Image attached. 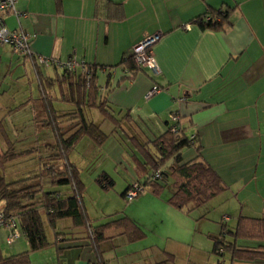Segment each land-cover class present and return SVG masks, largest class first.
<instances>
[{
  "label": "crops",
  "instance_id": "crops-1",
  "mask_svg": "<svg viewBox=\"0 0 264 264\" xmlns=\"http://www.w3.org/2000/svg\"><path fill=\"white\" fill-rule=\"evenodd\" d=\"M97 1L16 0L15 9L24 16L17 19L12 11L3 12L9 29L21 28L32 35L33 53L20 56L10 45L0 44V113L10 108L21 116L26 109L30 116L26 121L11 122L0 117V127L30 123L52 133L41 78L52 80L45 87L46 96L51 98L60 127L69 129L68 134L83 119L107 133L101 143L81 137L69 160L78 168L84 185L83 203L93 225L126 217L144 234L131 240L123 223L109 229L100 246L102 258L109 264H218L220 260L224 264H264V0H110L116 5L106 8ZM224 9L229 13L220 30L201 29L192 22L208 10ZM154 33H161L152 47L158 69L142 68L131 76L120 62L131 55L136 42ZM37 55L46 56L50 64H39ZM70 58L97 66L96 91L78 94L76 85L61 77L63 70L55 63ZM153 84L161 91L146 98ZM3 93L9 95L1 96ZM16 94H22L17 105ZM103 98L115 116L113 121L97 108ZM171 114L179 115V127L186 136L196 137L194 145L182 150L183 161L195 158L207 163L223 189L201 205L189 203L184 208L168 201L174 192L170 182L159 188L146 185L135 199L126 201L122 193L127 186L151 170L159 153L153 141L172 124ZM3 138L0 149L6 151ZM53 138V133L51 140L49 136L32 137L31 143L44 148ZM109 139V147L104 148ZM126 139L132 142L129 151L122 148ZM110 147L115 151L110 152ZM73 152L77 154L73 156ZM97 157L104 165L92 171L90 165L84 166ZM86 172L94 174L91 181L85 178ZM102 173L113 179V185L105 188L100 184ZM89 184L102 195L91 205L85 199ZM166 189L169 196L161 201L158 196ZM63 190L70 192L67 186ZM112 190L121 199L114 209L109 208L106 198ZM215 200L220 203L219 223L210 215L211 210L216 211ZM222 203H226L223 209ZM231 218L234 223L228 224ZM62 220L65 222L60 219L56 223L58 229ZM67 223L56 231L62 233L57 246L73 250L67 259H61L63 250L58 253L52 245L55 254L45 248L30 252L27 264L96 261L84 232ZM222 229L226 243L240 249L237 257L228 250L222 256L213 252V239ZM7 234L1 228L0 240L6 242ZM203 238L208 239L207 245L211 241V247L201 246ZM9 246L6 254L0 248V260L28 250L22 232Z\"/></svg>",
  "mask_w": 264,
  "mask_h": 264
},
{
  "label": "trees",
  "instance_id": "trees-1",
  "mask_svg": "<svg viewBox=\"0 0 264 264\" xmlns=\"http://www.w3.org/2000/svg\"><path fill=\"white\" fill-rule=\"evenodd\" d=\"M97 2L101 3L104 8L112 4L116 5L110 0H98ZM228 13V9L223 11L208 10L195 17L192 22L201 29L220 30L224 22L227 21ZM70 60L71 58L65 62H58L60 64L58 66L63 70L61 77L66 78L69 83L70 81L74 83L78 94L82 91L84 93L90 90L96 91L97 66L76 60L74 61L84 65V71L81 70L78 64L75 68L64 66ZM120 63L122 68L131 76L136 75L142 68H146L135 63L133 53ZM51 82V79L42 80L40 78L47 122L51 124L50 129L54 138L51 143L46 144L44 147L45 155L40 156L38 162L39 171L31 176L10 181L0 175V212L6 217L11 216L14 218L18 228L27 239L28 250L0 261L3 264H27L30 252L42 250L52 245L56 246L59 253L63 248L57 246L56 240L62 233L56 232V223L60 219H70L69 223L72 228L84 232L89 246L96 255V261L90 264H109L106 260H103L100 250L101 243L106 238L105 233L109 229H112L113 226L114 228L120 227L123 223V229L131 240H139L144 234L126 217L96 225L92 224L83 203L84 185L79 178L78 168L69 160V153L74 150L81 137L88 136L95 142L101 143L107 138V133L98 125L86 122L84 119L69 134L67 133L69 129L60 127L57 121L58 116L53 111L51 98L46 96L45 92V87ZM56 82L60 84L62 80L57 79ZM97 108L104 118L111 121L115 120L113 113L107 109L106 98L98 103ZM170 128L169 126L164 133L153 141L159 153L156 155V159L151 162V170L142 179L132 182H136L142 188V191L146 185L159 188L170 182L174 187V192L168 198L171 204L177 208H184L189 203L194 206L201 205L220 192L223 189V184L217 173L204 161L195 158L183 161L182 150L194 145L196 137L194 135L191 137L186 136L181 127L176 133L171 132ZM0 132L4 134L3 130ZM30 151L31 149L15 151L12 147L7 148L6 151L0 149V166ZM156 173L159 175L154 177ZM98 181L105 188L113 185V179L106 173H102ZM131 183L122 193V197L126 201L128 200L125 194ZM59 186L69 187V194L54 189ZM45 225L53 230L55 241L48 240ZM223 231L222 229L220 236L213 239V252L222 256L224 250H228L234 257H237V253H241L240 249L236 248L233 243H226ZM218 264H224V261L220 260Z\"/></svg>",
  "mask_w": 264,
  "mask_h": 264
},
{
  "label": "rangeland",
  "instance_id": "rangeland-1",
  "mask_svg": "<svg viewBox=\"0 0 264 264\" xmlns=\"http://www.w3.org/2000/svg\"><path fill=\"white\" fill-rule=\"evenodd\" d=\"M5 87H7V84H4ZM4 95V96H7L5 95L4 93L1 94V96ZM22 94H16L15 95V105L17 104H20V102L22 100H20ZM2 99H0V103H3L1 101ZM12 99H10L9 102H14ZM26 104V103H24ZM26 109L23 110V113H21L22 115L19 116V115H14L13 112L14 110H10V108L2 111L3 113H0V117L2 118V120H7L9 122L11 121H19L20 119H22L23 121H26L30 116H29V113L26 114ZM39 128V127H32V125L29 123V124H25L23 127H0V131H4L8 134V137H9V141L5 140V138H3V133L0 132V139L3 138V149H7L9 146H12L15 147V151L17 150H22L23 148H28V149H31L30 152L26 153V154H23L22 156L20 157H17V158H14L12 160H9L7 161L5 164L1 165L0 166V175L3 176L7 181H10V180H16V179H20V178H23L25 176H31L32 174H36L38 171H39V168H38V162H39V158L41 155L44 154V148L42 146H36L34 144L31 143V138L32 137H39L40 139L42 138H47L49 136V140L52 139V133L50 132V130L46 127H43V128H39L37 131L36 129ZM33 135V136H31ZM128 140V141H127ZM112 140H108L106 143L103 144V147L104 148H108L109 145H110V142ZM47 142V141H46ZM125 144L122 146V148H124L126 151H129V147L131 148V141L130 139H126L124 140ZM131 142V143H129ZM12 143V145H11ZM41 143H43L41 141ZM8 144V145H7ZM127 145V146H126ZM128 147V148H127ZM110 152H114L115 150H113L111 147H110ZM77 153L76 152H73V156L76 155ZM101 162L98 160V157L97 158H94V159H91L88 161L87 165H84L86 168L88 167L90 169V171H92L91 169L93 168H99L101 165H104V163H101ZM105 166L108 168V165L105 164ZM93 175L91 173V175H88L87 172L85 173V178L86 179H89V181H91L90 179H93ZM119 175L121 176V178L124 176V174L120 173L119 171ZM121 185V182H119L118 186ZM56 190H59L61 193H63V186H59V187H56L54 188ZM149 189H145V191H148ZM115 194V195H114ZM169 192L168 190L166 189L162 194H160L158 197L159 199L163 200V199H167L168 198V195ZM85 199L86 201L89 203V205H91V202L92 200H97V199H100L102 197V195H99L98 193H95V185H91L89 184L87 186V190H86V193H85ZM106 198L107 200L109 201V208H116L117 206H119V201L121 200L119 196H116V193L115 191H109L108 194H106ZM119 200V201H118ZM161 200V201H162ZM108 201H106L108 203ZM136 201V200H135ZM134 201V202H135ZM153 201H156V199ZM155 203H159V202H155ZM210 203V202H209ZM212 203H215L214 205H216V211H210V215L212 217H215V219L217 220L216 222L219 223L220 221V215L218 214V206L220 205V203L218 202V200H215L214 202ZM128 203L125 202L124 205H127ZM223 204V207L222 209L225 207L224 205H226V203H222ZM100 213V212H99ZM97 213V214H99ZM232 220L228 222V224H233L234 223V220L233 218H231ZM65 222H60L58 223V227L59 229L57 228V231H60V228L62 229V226L65 225V223L69 222L70 219H67V220H64ZM224 219L221 221L222 223H224ZM146 222V221H145ZM220 222V223H221ZM68 224V223H67ZM152 229H154L155 227L153 225H150ZM161 226V225H159ZM146 228H150L148 223L146 222ZM45 230H46V235H47V238L48 240H52L53 238V230H51L47 225H45ZM63 230V229H62ZM219 230V228H218ZM208 241L207 238H203V242L201 244V246H205L208 244ZM5 242V240H0V248L1 250L3 251L4 254H6L5 252H7V250L9 249V244ZM17 244H15L16 246ZM211 247V241H210V244L207 245V248ZM46 250L45 251H48V252H51V253H54L55 254V248L54 247H46L45 248ZM72 248H65V250H63L59 257L62 259V258H66L69 256V254H67L69 251H73V250H70ZM209 250V255H214L212 253H210V249ZM77 251V250H76ZM67 254V255H66ZM66 255V256H65ZM215 259V261L217 260V257L214 255L213 257ZM55 257L53 256V259L54 260ZM50 264H58L57 262H53V263H50Z\"/></svg>",
  "mask_w": 264,
  "mask_h": 264
},
{
  "label": "built area",
  "instance_id": "built-area-1",
  "mask_svg": "<svg viewBox=\"0 0 264 264\" xmlns=\"http://www.w3.org/2000/svg\"><path fill=\"white\" fill-rule=\"evenodd\" d=\"M15 1L16 0H0V44L10 45L13 51L20 56H30L33 53L31 49L32 35L21 28L9 29L6 26L2 15L4 11L8 10L12 11L17 19L20 16L25 15V13H20L15 9ZM206 19H208V17H206ZM160 37L161 33H154L142 38L133 45L132 53L134 55V61L137 65L150 68L155 71L158 69L153 57L152 47L160 39ZM37 62L45 66L50 64V60L44 55H37ZM77 64L81 67L82 71L85 70L84 65L82 63H77L74 59L67 61L64 66L75 68ZM57 65L60 66L58 62ZM160 91L161 88L158 85L153 84L146 92L145 96L146 98H149ZM179 100L184 99L180 98ZM170 120H172L170 131L176 133L179 130V115L171 114ZM158 175L159 174L156 173L154 177H157ZM141 191L142 188L136 182H132L131 186L127 189L125 197L128 201H130L137 197ZM1 228H5L8 232L6 236V242L8 244L21 235V230L18 228L14 218L11 216L6 217L2 212H0V229Z\"/></svg>",
  "mask_w": 264,
  "mask_h": 264
}]
</instances>
